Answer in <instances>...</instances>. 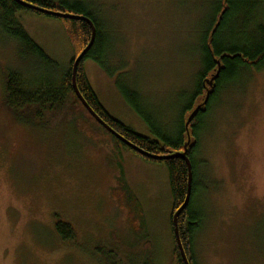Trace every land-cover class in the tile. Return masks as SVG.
Wrapping results in <instances>:
<instances>
[{
  "label": "rangeland",
  "instance_id": "1",
  "mask_svg": "<svg viewBox=\"0 0 264 264\" xmlns=\"http://www.w3.org/2000/svg\"><path fill=\"white\" fill-rule=\"evenodd\" d=\"M81 1L102 21L114 47V79L85 61L103 106L157 138L118 91L121 77L123 86L143 96L155 129L175 139L200 71L210 1ZM19 18L56 64L69 67L62 21L27 12ZM18 48L0 31V264H174L165 164L118 151L104 133L94 141L65 117L51 128L17 121L2 104L5 72H34ZM203 124L195 210L205 223L195 238L196 263L264 264V71L227 89ZM123 171L137 200L132 208L123 204L127 194L112 193ZM130 211L140 214V232L127 224ZM59 220L75 228L76 243L59 239Z\"/></svg>",
  "mask_w": 264,
  "mask_h": 264
},
{
  "label": "trees",
  "instance_id": "2",
  "mask_svg": "<svg viewBox=\"0 0 264 264\" xmlns=\"http://www.w3.org/2000/svg\"><path fill=\"white\" fill-rule=\"evenodd\" d=\"M20 1L56 13L82 16L93 22L96 30L94 43L82 59L76 72L78 90L89 107L106 125L128 142L151 155L163 156L184 150V144L187 140L185 125L187 117L204 97L206 79L218 71V63H221L222 71L216 81L215 92L211 95L205 112H199L191 123L194 147L190 148L188 157H190L193 168L192 191L190 202L178 219L179 234L186 256H188L190 264H197L194 255L195 238L205 223L203 213L195 210L196 199L200 191V183L197 179L199 162L196 156L200 147V136L205 132V124L203 123L227 89L236 87L238 82L243 78L247 79L253 72L264 71V0H209V3H211V18L203 23V37L199 45L201 67L195 77L196 84L190 103L183 107L182 115L178 120L179 126L175 139L163 133L160 134L155 129L154 123L149 121L147 115H145V106L142 104L143 96H140L129 87L123 86L121 77L115 82L118 91L122 94L126 104L132 108L135 114L141 116L149 126V134H154L157 138L137 132L135 128L127 125L121 118L115 117L107 107L103 106L99 95L90 83L86 73L85 61L90 60L96 63L104 72L109 74L110 78L114 79L117 68H114L112 63L109 62L110 59H114V47L111 40H109L106 27L102 26V21L97 18L93 10L90 11L83 1ZM25 12L62 21L72 53L69 67L63 68L56 64L25 31L19 18L21 13ZM0 31L19 45L18 55L21 62L28 63L30 61L34 69L32 73L10 69L4 75L2 104L17 121L23 124L51 128L65 117L75 125L79 133L87 135L90 139L101 141L99 133H104L114 140L118 151L126 149L132 151L138 157H143L106 131L90 116L88 110L83 107L78 96H76L73 86V63L91 43L93 33L86 21L46 16L22 7L16 0H0ZM38 69L39 71H36ZM143 158L150 162L164 163L167 169L170 200L172 202L169 223L171 224L174 245L173 261L174 264H184L174 233L173 217L176 210L185 203L188 193L189 179L186 162L178 158L163 161ZM117 182L119 185L118 188L113 190V195L120 196L122 192L127 194L122 200L123 204L132 208L137 200L134 197V192L128 189L129 185L126 182L124 171L120 174ZM139 215L136 211L133 213L130 211L129 221L133 227L136 226ZM55 229L59 239L64 243H76V231L69 222L59 220Z\"/></svg>",
  "mask_w": 264,
  "mask_h": 264
},
{
  "label": "water",
  "instance_id": "3",
  "mask_svg": "<svg viewBox=\"0 0 264 264\" xmlns=\"http://www.w3.org/2000/svg\"><path fill=\"white\" fill-rule=\"evenodd\" d=\"M16 1H18L22 5V7L28 8V9L35 11V12L37 11L39 13H42L43 15H46V16L49 15V16H52L55 18L59 17V18L68 19V20L72 19V20L86 21L90 25L91 30H93L91 43L86 47V49H84L82 51V54L78 58H76V60L73 63L74 64V67H73V75H74L73 86H74L76 96H78L83 107H85L88 110L90 116L92 118H94L103 128H105L106 131H108L111 135H113L115 138L120 140L129 149H132L135 152H137L139 155H142L143 157H146V158L151 159V160L154 159L157 161L174 160L175 158H178V159H182L183 161L186 162V165L188 168V179H189L188 189H187L188 193H187V197H186V200H185V203L183 204V206H181L179 209L176 210V213L173 217V224H174V233L176 234L177 245L179 246L180 256H182V260H183L184 264H190L189 260H188V256H186L184 246L182 245V242H181V237L179 234L178 219L184 213L183 211H185V209L187 208V206L190 202L189 199H190V195H191V191H192L191 185H192V180H193L192 179L193 168H192V163H191L190 157H188V153H189L190 148L194 147V140H193V135H192V130H191V127H192L191 123L194 120V118L199 114V112L200 113L205 112L207 105L209 104V99H210L211 95L215 92L216 81L218 80L220 73L222 71L221 63H218V68H219L218 71L216 73H214L213 76L206 79L205 95L201 99V101H199V104H197L194 107V110L192 112H190L189 116L187 117V120L185 123L187 140L184 144V150L182 152H177L174 154L170 153L168 155H163V156H158V155H154V154L151 155V154L147 153L146 151H144L143 149L136 147L131 142H128L125 138L121 137L112 128H110L108 125H106V123L97 114H95V112L92 110V108L89 107V105L87 104V102L85 101L83 96H81V94L78 90V86L76 85V72H77L79 65L82 62V59L87 55L88 51L90 50V48L92 47V45L94 43L93 40H94L95 35H96V30H95V26H94L93 22L90 21L89 19L85 18V17H82V16L77 17V16H74L71 14L68 15V14H63L60 12L56 13V12L51 11V10H45V9L40 8L38 6H34V5L29 4L27 2L24 3V2H21L20 0H16Z\"/></svg>",
  "mask_w": 264,
  "mask_h": 264
},
{
  "label": "flooded vegetation",
  "instance_id": "4",
  "mask_svg": "<svg viewBox=\"0 0 264 264\" xmlns=\"http://www.w3.org/2000/svg\"><path fill=\"white\" fill-rule=\"evenodd\" d=\"M127 224L129 225V227H130V229L132 230L133 233H134L135 230L138 231V232H140L141 231V228H143V226H144V224L143 225H139V224L137 225L136 224V226L133 227L132 225L129 224L128 221H127ZM133 228H134V230H133Z\"/></svg>",
  "mask_w": 264,
  "mask_h": 264
}]
</instances>
